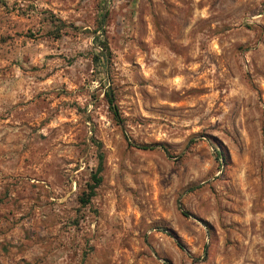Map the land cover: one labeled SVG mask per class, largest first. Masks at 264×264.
Instances as JSON below:
<instances>
[{"label":"rangeland","instance_id":"374dc122","mask_svg":"<svg viewBox=\"0 0 264 264\" xmlns=\"http://www.w3.org/2000/svg\"><path fill=\"white\" fill-rule=\"evenodd\" d=\"M0 264H264V0H0Z\"/></svg>","mask_w":264,"mask_h":264},{"label":"trees","instance_id":"16d2710c","mask_svg":"<svg viewBox=\"0 0 264 264\" xmlns=\"http://www.w3.org/2000/svg\"><path fill=\"white\" fill-rule=\"evenodd\" d=\"M107 18V10L103 9L99 16V22L96 28L92 31L93 34H95L97 31L101 30L102 33L101 35L95 36V41L98 46L96 48L100 54L103 56L105 60L104 68L106 71V78H109L108 74V65L111 57V50L108 45L106 36H105V31L103 26L105 25ZM63 22L61 20H58L57 23V31L56 33L58 34L59 30L62 27ZM104 95L106 97L108 109L111 112L113 118L119 123H122V117L119 111V108L116 104L115 101V95L112 91V88L108 86L105 91ZM192 141V140H191ZM97 145V165L94 171L90 173L89 180L86 183L85 189L77 196L78 202L80 203L81 206H86L91 202V199L95 196L96 194V189L99 187V185L102 183L103 177H102V170H103V163H104V152L101 150V144L99 142H96ZM157 145H150V144H138L137 147L140 149L148 150V149H153ZM164 151H167L166 147L161 145L160 146Z\"/></svg>","mask_w":264,"mask_h":264}]
</instances>
